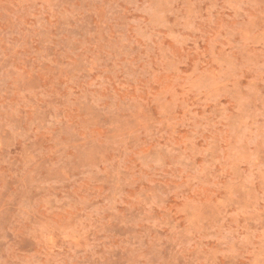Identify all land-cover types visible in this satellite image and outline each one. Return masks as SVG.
I'll use <instances>...</instances> for the list:
<instances>
[{
	"label": "rangeland",
	"instance_id": "374dc122",
	"mask_svg": "<svg viewBox=\"0 0 264 264\" xmlns=\"http://www.w3.org/2000/svg\"><path fill=\"white\" fill-rule=\"evenodd\" d=\"M0 264H264V0H0Z\"/></svg>",
	"mask_w": 264,
	"mask_h": 264
}]
</instances>
